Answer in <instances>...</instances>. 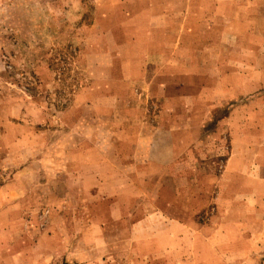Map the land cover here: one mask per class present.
I'll use <instances>...</instances> for the list:
<instances>
[{
  "label": "rangeland",
  "instance_id": "rangeland-1",
  "mask_svg": "<svg viewBox=\"0 0 264 264\" xmlns=\"http://www.w3.org/2000/svg\"><path fill=\"white\" fill-rule=\"evenodd\" d=\"M153 5L169 17L173 56L188 68L180 92L188 96L184 120L192 115L184 125L204 126L201 160L216 174L204 183L205 208L192 218L199 227L189 232L187 254L173 246L170 257L146 256L139 242L133 251L125 243L130 203L122 198L119 213L116 179L99 185L96 153L91 166L74 156L72 171L67 167L82 140L105 150L100 140L119 131L111 126L115 116L100 119L80 101L101 74L97 53L103 32L119 21V1L0 0V264H264V0L132 6L137 12ZM233 155L251 157L252 175L242 187L234 179L230 209L219 211ZM144 181L143 189L153 187L154 179ZM148 199L141 194L133 218L145 213L140 203ZM184 202L174 198L167 216L191 218L196 199L188 194ZM211 220L213 232L206 229Z\"/></svg>",
  "mask_w": 264,
  "mask_h": 264
},
{
  "label": "crops",
  "instance_id": "crops-1",
  "mask_svg": "<svg viewBox=\"0 0 264 264\" xmlns=\"http://www.w3.org/2000/svg\"><path fill=\"white\" fill-rule=\"evenodd\" d=\"M115 1H119V16L115 15L119 21L103 32V43L97 53L101 58V74L83 88L80 101L83 100L89 110L93 108L100 119L115 116L111 126L119 131L110 139L100 140L99 146L109 147L105 150L92 149L89 141L82 140L79 144L82 148L68 156L67 167L71 172L74 156L91 166L92 151L96 153L99 185L103 186L104 179H116L113 191L119 195L116 209L124 207L120 204L124 197L130 203L124 208L129 226L126 233L129 239L125 243H129L133 251H136L137 242L143 243L148 248L143 251L146 256L170 257L173 246L179 249V255L185 256L189 238H192L189 232L199 227L192 218L205 208L204 183L216 178L213 172L205 171L201 160L204 126L184 125L192 115L187 114L184 120L185 114H182L188 96L180 92L185 87L188 68L173 56L172 37L165 33L171 28L169 17H162L155 9L151 11L154 5L135 12L132 5L136 0ZM193 68L198 74L197 66ZM199 97H203V93ZM199 97H192L191 103L197 102ZM145 145L147 150L140 153V146ZM251 175V157L248 161L234 155L228 159L223 178L229 183L224 184L226 188H222L218 198L219 211L230 209L234 179L242 187L249 183ZM145 178L154 179L152 188L141 187ZM191 178H196V184L188 191L187 183L193 180ZM141 194H148L149 199L140 203L147 207L143 209L145 213L135 219L132 215L137 200L141 202ZM188 194L196 199L191 218L182 220L167 216L174 207V198L180 200L181 206ZM121 215L119 225L124 222ZM213 222L211 220L206 226L212 232ZM226 238L227 235L222 238L224 243ZM230 241L229 237L226 242Z\"/></svg>",
  "mask_w": 264,
  "mask_h": 264
}]
</instances>
